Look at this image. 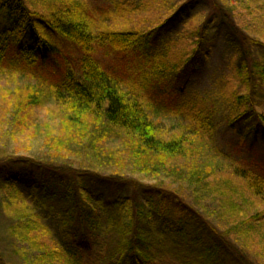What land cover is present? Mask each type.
<instances>
[{
	"label": "trees",
	"instance_id": "16d2710c",
	"mask_svg": "<svg viewBox=\"0 0 264 264\" xmlns=\"http://www.w3.org/2000/svg\"><path fill=\"white\" fill-rule=\"evenodd\" d=\"M130 1L133 7L115 5L112 19L123 20L124 25L112 29L107 25L109 15L95 26L97 19L71 0H0V76L27 81L11 92L13 103L0 104V119L9 122L12 131L37 135L40 110L50 103L54 115L53 126L45 123L49 154L45 161L21 158L0 164V185L14 189L2 200L3 206L0 203V211L7 216L5 233L16 241L20 264L87 263L55 238L16 186L17 180L31 182L35 195L62 216L69 237L79 244L87 243L103 222L96 204L107 202L106 222L117 243L105 264H156L163 248L159 237H165L166 248L182 264H252L238 251L240 245L218 234L201 206L189 203V198L195 201L205 195L217 198L230 229L240 235V242L258 249L252 254L264 262V230L257 234L253 228L264 223V164L247 163L221 149L212 118L199 99L175 106L167 113L168 123L162 124L154 115L161 112L144 91L155 88L142 89L127 78L110 75L97 55L135 52L168 29L182 10L200 1L206 19L179 42L164 45L163 52L168 50L164 67L179 76L195 66L206 54L210 24L216 18L212 24L226 28L227 43L239 60L236 81L225 89L229 95L225 123L241 142L264 145V115L256 109V99L264 98L259 91V82L264 81V61L259 58H264L255 53H264V42L243 17L236 21L231 16L233 9L226 7L231 0H144L141 5ZM248 8L264 12V0H252ZM58 42L75 48V58ZM44 72L52 84L47 95L38 88ZM155 76L151 83L157 89ZM239 86L247 92L240 93ZM68 154L89 160V168L71 166ZM22 165L26 168L19 170ZM182 177L188 188L168 187V181ZM88 186L103 193L102 199L91 198ZM152 209L171 220L174 229L153 230ZM0 264H9L1 249Z\"/></svg>",
	"mask_w": 264,
	"mask_h": 264
},
{
	"label": "rangeland",
	"instance_id": "374dc122",
	"mask_svg": "<svg viewBox=\"0 0 264 264\" xmlns=\"http://www.w3.org/2000/svg\"><path fill=\"white\" fill-rule=\"evenodd\" d=\"M134 1L137 5H141L144 0ZM171 1L182 3L183 0ZM250 1L252 0H231L228 2L230 5H226V7H231L233 9L231 16H234L236 21H238L239 17H243L246 23L250 25L251 29H254V36L264 42V12L257 13L255 10H250L248 8ZM71 2L80 5L90 16L97 19V21H94L95 26H99V21H101L103 17L109 15V21L111 23L107 25L112 29H120L122 25H124L123 20L116 22L115 19H112L115 14V5L125 4L129 7L134 6V2L130 0H71ZM49 5V1L44 3L45 11L48 10L50 7ZM188 8L182 10L178 19L174 21L168 29L156 35L154 39H148L143 47L138 48L135 52L115 55L108 51H98L97 55L100 56L101 64L110 75L127 78V80H129L128 82L142 89L147 86H149V88H155L154 90L150 89V91L145 88L144 91L147 92L148 96L150 95L152 101L155 103V108L161 112L160 115H158L157 112H155L154 115L159 117V121L162 124L168 123L169 117L167 113L172 111L175 106L183 105L189 100L199 99L203 101L206 114L212 118L218 146L229 154L230 157H237V155H240L242 160L247 163L262 162V164H264V145L259 142H241L239 136L230 130L225 123L226 113L229 112L227 108L229 95L226 94L225 89L236 81L235 73L239 60L236 53H234L230 45H228L229 43H227L226 28L219 23L212 24L213 21L217 20L216 18H213L215 20H212L210 24V28H212L211 40H209L206 54L195 66L191 67L185 74L179 76L175 71L164 67V59L168 52L167 49L163 52L164 45L179 42L184 33L188 34L194 24L199 28L207 17L206 8L200 1H196ZM208 19L209 18H207V21ZM240 23H243V21L241 20ZM247 31H249V29ZM57 45H61V49H67L69 51V56L75 58V48H72L69 44L64 45L60 42H58ZM255 53L257 56L264 58L263 52L257 51ZM259 60L264 61V59L261 58H259ZM44 73L46 74V72ZM141 75L143 76L140 78ZM154 75H157L155 77L156 81L159 82V89H156V84L151 83V79ZM2 76H0V96L2 93L6 92L8 98H0L1 106L5 104L9 105L14 102L12 93L16 92L18 87H20V83L25 81L23 79H17L18 82L14 80L15 76L11 78H3ZM39 76L43 78L44 81L40 83L41 85H38V88H41L42 92L46 93L52 85L49 80L50 75L47 73L46 75ZM27 77V80L31 79V77ZM236 86L238 87L237 83ZM259 86V91L264 94V81L259 82ZM237 90L240 93L247 92V88L243 86H239ZM45 95H47V93ZM256 109L259 114L264 115V98L256 99ZM40 111H42L43 114L39 117L40 120L38 123L40 128L37 135H32L31 131H12L10 130L11 127L9 122L2 123L3 120L0 119V127L2 129L0 131V159L2 156L3 160L0 164H5L4 161L6 159H8L10 163H14L21 158H30L31 160L35 159L39 161H45L47 159L49 154L47 153L48 147L45 142V130L47 128H45V123L48 121V123H51L53 126L54 115L50 103ZM55 133H57L56 130ZM1 151H3V153ZM68 156L71 157L69 159L71 166L73 165L77 168L83 166L85 169L89 168V160L69 154ZM25 168V165L18 166L19 170H24ZM177 169L179 171H184L182 167H177ZM16 172L18 173V171ZM141 174L146 175L144 172H141ZM11 176L14 177L13 171H11ZM177 181L178 182L168 181V185H170L168 187L173 186V190L177 189L178 185L188 188L186 178H178ZM16 186L24 196L29 199L31 207L42 216L44 224L50 227L55 238L67 250L78 255L87 264H105L107 262L114 245L117 243V237H114L115 233L113 234L112 231L108 229V223L106 222L108 214L103 205L106 206L107 202L99 201V203L96 204L97 215L102 217L103 222L97 226L96 231L92 232L91 237H88L87 243L79 244L75 243L73 239L69 237L67 229H65L63 225L62 216L52 210L49 207V203L43 200L41 196L35 195V187L31 182H21L17 180ZM87 192L91 198L95 197L96 199H102L103 193H100L91 186H88ZM13 194L14 189L12 185H0L1 205L3 206L2 200L6 199L7 195L12 196ZM142 200L145 201L143 198ZM189 203L201 206L202 211H204L207 214V218L210 219V223L217 229L218 234H223L224 237H229L235 244L240 245L237 249L239 252H242L246 260L251 261L252 264H264V262L258 258L257 254H252V252H257L258 249H255V247L251 245L247 247L248 245L240 242L238 238L240 235H237V233L235 234V232L230 229V219L222 212L217 198L205 195L201 196L200 199L197 198L195 201L189 198ZM150 214L149 221L152 224L153 230L166 233V231L174 229L172 221L165 218L163 214H159L155 209H152ZM6 218L7 216L0 211V225L3 226L4 233L8 226V220ZM253 228L257 234H261L264 230V223L262 225L253 224ZM233 233L235 235H233ZM159 239V243L163 245V248L158 250L156 264H182L179 257L166 248L164 241L165 237H159ZM16 247V241H14L12 237H9L8 233H2V235H0V249L5 253L9 264H20V256L14 252V248ZM161 250L164 252H161ZM111 264H114V262Z\"/></svg>",
	"mask_w": 264,
	"mask_h": 264
}]
</instances>
